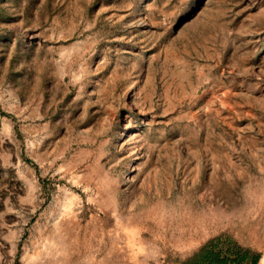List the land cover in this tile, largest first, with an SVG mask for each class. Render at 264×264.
<instances>
[{
  "label": "rangeland",
  "instance_id": "obj_1",
  "mask_svg": "<svg viewBox=\"0 0 264 264\" xmlns=\"http://www.w3.org/2000/svg\"><path fill=\"white\" fill-rule=\"evenodd\" d=\"M257 253L264 0H0V264Z\"/></svg>",
  "mask_w": 264,
  "mask_h": 264
},
{
  "label": "trees",
  "instance_id": "obj_2",
  "mask_svg": "<svg viewBox=\"0 0 264 264\" xmlns=\"http://www.w3.org/2000/svg\"><path fill=\"white\" fill-rule=\"evenodd\" d=\"M247 254H248L247 250L244 249L243 250V254L240 255L238 258L245 259L247 257ZM240 259L231 260V261H229V263L228 262H224L223 264H231V263L240 264L241 263ZM258 259H259V254L258 253L257 254H253V256L250 257L249 264H256Z\"/></svg>",
  "mask_w": 264,
  "mask_h": 264
},
{
  "label": "bare ground",
  "instance_id": "obj_3",
  "mask_svg": "<svg viewBox=\"0 0 264 264\" xmlns=\"http://www.w3.org/2000/svg\"><path fill=\"white\" fill-rule=\"evenodd\" d=\"M214 215V214H213ZM207 217V216H206ZM198 218V217H197ZM214 218V217H213ZM211 219V218H210ZM194 222V221H193ZM210 222V221H209ZM64 224V223H63ZM58 230V229H57ZM183 230V229H182ZM198 230V229H197ZM59 231V230H58ZM70 234V233H69ZM67 236H68V234H67ZM264 262V258H262L261 259V263H263Z\"/></svg>",
  "mask_w": 264,
  "mask_h": 264
}]
</instances>
